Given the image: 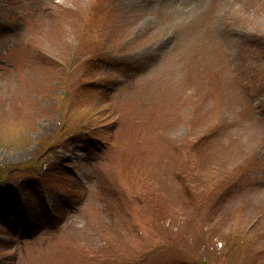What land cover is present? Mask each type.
Wrapping results in <instances>:
<instances>
[{"label":"rangeland","instance_id":"rangeland-1","mask_svg":"<svg viewBox=\"0 0 264 264\" xmlns=\"http://www.w3.org/2000/svg\"><path fill=\"white\" fill-rule=\"evenodd\" d=\"M0 264H264V0H0Z\"/></svg>","mask_w":264,"mask_h":264},{"label":"bare ground","instance_id":"bare-ground-1","mask_svg":"<svg viewBox=\"0 0 264 264\" xmlns=\"http://www.w3.org/2000/svg\"><path fill=\"white\" fill-rule=\"evenodd\" d=\"M167 1H173V0H167Z\"/></svg>","mask_w":264,"mask_h":264},{"label":"trees","instance_id":"trees-1","mask_svg":"<svg viewBox=\"0 0 264 264\" xmlns=\"http://www.w3.org/2000/svg\"><path fill=\"white\" fill-rule=\"evenodd\" d=\"M10 172V171H9ZM10 173H13V172H10Z\"/></svg>","mask_w":264,"mask_h":264}]
</instances>
